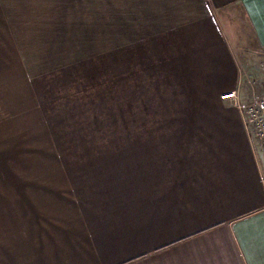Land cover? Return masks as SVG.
<instances>
[{
	"label": "crops",
	"instance_id": "crops-1",
	"mask_svg": "<svg viewBox=\"0 0 264 264\" xmlns=\"http://www.w3.org/2000/svg\"><path fill=\"white\" fill-rule=\"evenodd\" d=\"M106 2L128 43L31 78L58 178L0 180V264H264V154L220 98L264 80V0Z\"/></svg>",
	"mask_w": 264,
	"mask_h": 264
},
{
	"label": "rangeland",
	"instance_id": "rangeland-1",
	"mask_svg": "<svg viewBox=\"0 0 264 264\" xmlns=\"http://www.w3.org/2000/svg\"><path fill=\"white\" fill-rule=\"evenodd\" d=\"M106 1L0 0L4 9L0 10V180L58 178L49 167L59 163L56 152L60 148L54 139H49L50 128L46 129L42 121L30 81L38 73L75 61L94 60L95 55L103 56L106 51L128 43L130 38L120 33L124 29H114V22L105 20L110 16L106 14ZM254 69L251 76L261 77V70ZM262 79L252 86L254 91H249L250 100L264 96ZM160 104L155 102L154 107ZM159 108L154 109L155 115L163 112ZM167 111L170 109H165L166 114ZM131 126L140 132L146 127ZM105 130H109L108 125ZM41 166L47 170L42 172L45 177L38 172ZM29 187L26 185L23 190L28 193ZM10 189L11 194H16V188Z\"/></svg>",
	"mask_w": 264,
	"mask_h": 264
},
{
	"label": "built area",
	"instance_id": "built-area-1",
	"mask_svg": "<svg viewBox=\"0 0 264 264\" xmlns=\"http://www.w3.org/2000/svg\"><path fill=\"white\" fill-rule=\"evenodd\" d=\"M221 99H232L237 103L247 130L252 133L261 144L264 154V96H256L246 103L237 101L235 91L220 94Z\"/></svg>",
	"mask_w": 264,
	"mask_h": 264
},
{
	"label": "snow or ice",
	"instance_id": "snow-or-ice-1",
	"mask_svg": "<svg viewBox=\"0 0 264 264\" xmlns=\"http://www.w3.org/2000/svg\"><path fill=\"white\" fill-rule=\"evenodd\" d=\"M250 11H251V8H250Z\"/></svg>",
	"mask_w": 264,
	"mask_h": 264
}]
</instances>
